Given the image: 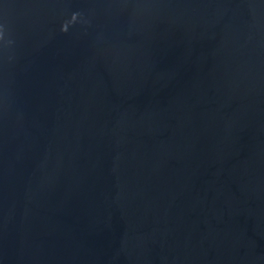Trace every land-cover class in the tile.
I'll return each instance as SVG.
<instances>
[{"label": "water", "instance_id": "water-1", "mask_svg": "<svg viewBox=\"0 0 264 264\" xmlns=\"http://www.w3.org/2000/svg\"><path fill=\"white\" fill-rule=\"evenodd\" d=\"M0 264H264V0H0Z\"/></svg>", "mask_w": 264, "mask_h": 264}]
</instances>
